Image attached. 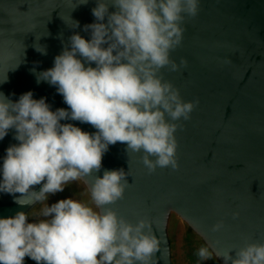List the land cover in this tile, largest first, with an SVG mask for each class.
Here are the masks:
<instances>
[{
	"label": "water",
	"instance_id": "1",
	"mask_svg": "<svg viewBox=\"0 0 264 264\" xmlns=\"http://www.w3.org/2000/svg\"><path fill=\"white\" fill-rule=\"evenodd\" d=\"M80 2L0 0V93L15 102L31 91L52 111H70L56 87L37 83V77L54 66L71 35L91 39L84 28L96 22L91 11L96 0ZM182 26V44L171 58L178 64L184 58L187 66L161 70L184 101L198 102L189 120L176 121L178 170L158 167L149 173L142 153L127 152L126 144L117 142L104 153L99 172L71 182L43 203L21 206L15 202L19 193L0 192V218L24 212L29 223L38 222L45 203L68 198L93 206L95 176L123 169L124 196L107 207L133 225L151 221L160 242L152 264H224L217 255L232 251L235 258V250L246 244L264 243V0H200L198 15ZM40 45L46 55L35 50ZM60 123L97 131L70 119ZM15 134L10 129L0 140V169L7 148L19 144ZM41 187L33 186L37 192ZM219 222L222 227L213 231ZM201 247L212 259L199 260Z\"/></svg>",
	"mask_w": 264,
	"mask_h": 264
},
{
	"label": "clouds",
	"instance_id": "2",
	"mask_svg": "<svg viewBox=\"0 0 264 264\" xmlns=\"http://www.w3.org/2000/svg\"><path fill=\"white\" fill-rule=\"evenodd\" d=\"M91 11L96 22L84 28L91 39L71 35L54 66L37 77V83L56 87L70 111H52L31 91L15 102L0 93V140L15 129L19 141L6 150L0 192L19 193L15 202L21 206L43 203L99 172L104 153L117 142L126 144L127 152L142 153L149 173L179 168L176 121L189 120L198 102L184 101L161 70L187 66L184 58L176 63L171 52L182 44V25L198 15L200 0H96ZM34 48L46 55L45 47ZM68 119L97 131L60 123ZM126 175L120 169L95 176L93 206L68 198L45 203L38 222L29 223L24 212L0 218V264H24L25 257L36 264H152L160 242L151 221L133 225L107 207L123 198ZM221 227L219 222L213 231ZM231 252L216 257L224 264H264V243L246 244L235 250V258ZM196 255L200 261L212 259L207 247Z\"/></svg>",
	"mask_w": 264,
	"mask_h": 264
},
{
	"label": "rangeland",
	"instance_id": "3",
	"mask_svg": "<svg viewBox=\"0 0 264 264\" xmlns=\"http://www.w3.org/2000/svg\"><path fill=\"white\" fill-rule=\"evenodd\" d=\"M24 264H36V262L28 257H25Z\"/></svg>",
	"mask_w": 264,
	"mask_h": 264
}]
</instances>
